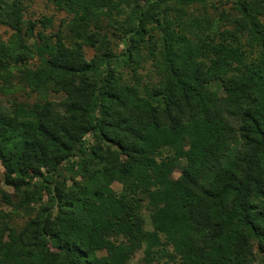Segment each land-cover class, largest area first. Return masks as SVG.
Instances as JSON below:
<instances>
[{
	"label": "trees",
	"instance_id": "16d2710c",
	"mask_svg": "<svg viewBox=\"0 0 264 264\" xmlns=\"http://www.w3.org/2000/svg\"><path fill=\"white\" fill-rule=\"evenodd\" d=\"M28 1L0 0V90L43 100L0 102V163L39 207L0 218V264H264V0H48L37 39Z\"/></svg>",
	"mask_w": 264,
	"mask_h": 264
},
{
	"label": "rangeland",
	"instance_id": "374dc122",
	"mask_svg": "<svg viewBox=\"0 0 264 264\" xmlns=\"http://www.w3.org/2000/svg\"><path fill=\"white\" fill-rule=\"evenodd\" d=\"M215 5L211 6L209 5L206 9H195V8H190L187 11L188 12H192L193 13H202V14H207L212 20L217 19L220 15L221 12H230V10L232 11V3L229 0H215ZM141 9H129L128 13L131 15V13L134 14H138L140 12ZM201 10V11H200ZM231 13V12H230ZM46 17H52L54 20V23L52 26H48L47 28H44L42 26V24L40 23V21L43 18ZM66 16L64 15V13H60L59 11H56L55 8L53 7V5L48 2V0H29L28 1V7H27V11H26V15L25 18L26 20H31L36 22V27L34 28L33 34H34V38L37 39L39 33L43 32L44 34L50 35L52 33H56L59 28H60V23L61 20H63ZM174 18V13L171 14L170 19L172 20ZM107 25V21H104V27ZM221 26L222 29H234L233 25H229L228 21L222 22L219 24ZM103 27V28H104ZM107 29H103L101 28L99 31H103L105 34H107V36H110V39L112 40V42H114V48L116 50L117 53L121 52V50H123V44L120 42V40L117 38L118 35H112L115 34V30L111 27L106 26ZM65 28V27H64ZM63 28V29H64ZM107 30V33H106ZM13 31L7 27V26H0V39L2 41L8 42L11 39L12 33ZM102 32V33H103ZM115 32V33H114ZM103 33V34H104ZM152 37H153V42H157L158 45L161 47H163V35L165 34L163 30H155L152 32ZM65 35L67 36H72L67 30ZM85 54H86V59L90 60L94 54H95V50L90 48V47H85ZM33 67H35L38 64L37 60H33ZM151 70H155L154 67L151 66V64H148L146 66V71H142V74H146L148 71H150V73L152 76H155L156 73L155 71H151ZM129 72L127 73L128 76H130L132 74L131 69L128 70ZM141 72V71H140ZM16 86H20L22 85V83L20 82L19 79H15L14 81H12ZM0 83H3L2 81ZM215 86L216 83L213 84V86L211 87V89L215 90ZM26 89H21L19 92H17L16 94H14V90L10 91L8 94L7 93H3L0 90V102H2L3 104H9L11 100L13 99H18L21 101H24L26 103H30L33 104L34 102L37 101H41L43 100V98H41L39 95L36 94H31L30 90H27V92H25ZM217 91V90H216ZM220 94H223V92L218 91ZM51 101H61V99L63 98L61 95H55L52 94L51 96H49ZM184 164V162H183ZM181 174L180 169H178L175 174H174V178H178ZM0 188L2 190H4L5 192H7L10 195V204H6L5 202H3L2 200H0V218H2V216H7L5 219L7 220V222L10 223V225L14 226L15 228H21L22 226H25L27 222H29L31 220V218H34L36 216V210H38V205L36 203H34L33 201H31L29 203L28 206H24L21 207L20 204L22 203L21 201V194L15 193V191L10 188L9 186H6L4 184V168L0 163ZM113 189L116 192H121L122 186L118 183L113 184ZM146 216V214H145ZM146 222H147V227L150 229V225H149V219H148V215L146 217ZM143 252L140 251L138 252L133 259L129 262V264H144L143 262ZM163 262V261H161ZM156 264H158V262H156Z\"/></svg>",
	"mask_w": 264,
	"mask_h": 264
}]
</instances>
